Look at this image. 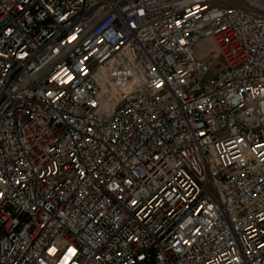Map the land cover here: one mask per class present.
<instances>
[{"label":"built area","instance_id":"obj_1","mask_svg":"<svg viewBox=\"0 0 264 264\" xmlns=\"http://www.w3.org/2000/svg\"><path fill=\"white\" fill-rule=\"evenodd\" d=\"M0 264H264V0H0Z\"/></svg>","mask_w":264,"mask_h":264},{"label":"rangeland","instance_id":"obj_2","mask_svg":"<svg viewBox=\"0 0 264 264\" xmlns=\"http://www.w3.org/2000/svg\"><path fill=\"white\" fill-rule=\"evenodd\" d=\"M208 42H211L209 39H207V40H202V42H201V45L203 46L205 43H208Z\"/></svg>","mask_w":264,"mask_h":264}]
</instances>
